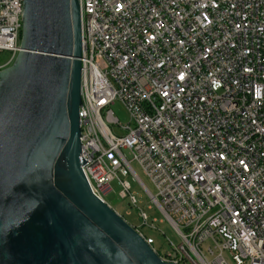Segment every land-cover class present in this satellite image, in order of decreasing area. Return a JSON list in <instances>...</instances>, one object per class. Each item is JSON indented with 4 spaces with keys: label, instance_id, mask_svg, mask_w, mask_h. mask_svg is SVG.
<instances>
[{
    "label": "built area",
    "instance_id": "2783aa9c",
    "mask_svg": "<svg viewBox=\"0 0 264 264\" xmlns=\"http://www.w3.org/2000/svg\"><path fill=\"white\" fill-rule=\"evenodd\" d=\"M23 3L0 0V52L9 54L0 71L20 51ZM79 6L80 159L91 193L108 205L116 181L137 207L132 177L178 237L160 255L134 228L164 262L264 264V0ZM116 101L129 125L110 109ZM138 210L142 227L156 229Z\"/></svg>",
    "mask_w": 264,
    "mask_h": 264
},
{
    "label": "water",
    "instance_id": "95a60500",
    "mask_svg": "<svg viewBox=\"0 0 264 264\" xmlns=\"http://www.w3.org/2000/svg\"><path fill=\"white\" fill-rule=\"evenodd\" d=\"M81 51L79 0H24L0 71V264H173L88 187Z\"/></svg>",
    "mask_w": 264,
    "mask_h": 264
},
{
    "label": "rangeland",
    "instance_id": "374dc122",
    "mask_svg": "<svg viewBox=\"0 0 264 264\" xmlns=\"http://www.w3.org/2000/svg\"><path fill=\"white\" fill-rule=\"evenodd\" d=\"M8 58L9 54L7 52H0V65H3L8 60ZM110 109L113 111L115 117L119 120L122 126L130 124L129 115L120 102H114V104L110 106ZM116 131L121 135L127 134L126 131H122L121 129H116ZM132 167L142 183L153 195H155L156 191L154 187L145 177L137 164L132 163ZM127 181L130 183L131 194H133L137 200V207L132 206L128 199H121L119 197L120 188L116 181L111 183L112 191L104 195V200L111 207V209L121 216V218L124 219L130 226L141 230L144 236L151 237L154 240L153 249L156 250L160 255H165L170 250L167 239L171 240V242L174 244H178L179 240L177 235L170 225L163 219L156 207L152 204L142 187L132 177H128ZM138 208L142 209L149 218L157 220V223H155L156 229L148 230L142 227V220L138 215ZM225 258L229 261L227 255H225Z\"/></svg>",
    "mask_w": 264,
    "mask_h": 264
}]
</instances>
